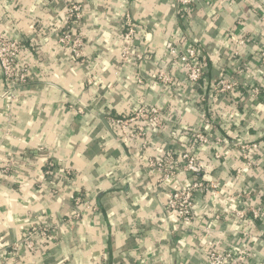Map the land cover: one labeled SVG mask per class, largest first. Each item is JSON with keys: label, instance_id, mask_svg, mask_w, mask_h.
I'll return each instance as SVG.
<instances>
[{"label": "crops", "instance_id": "crops-1", "mask_svg": "<svg viewBox=\"0 0 264 264\" xmlns=\"http://www.w3.org/2000/svg\"><path fill=\"white\" fill-rule=\"evenodd\" d=\"M67 1L0 0L1 28L24 43L21 59L31 68L29 81L19 87L8 131L2 119L6 89L0 71V168L8 157L14 160L6 176H0V247L7 246L10 264H206L201 250L206 241L192 227L178 225L166 210L165 190L173 182L160 185L145 169H134L130 155L99 114L106 121L109 112H125L140 102H166L150 76L164 61L163 42L175 35L200 46L206 67L200 91L210 118L205 131L235 143L264 142V74L254 57L256 49H264V0H200L183 17L176 0H75L83 8L84 65L71 60L55 40L66 25ZM126 12L136 32L134 51L142 58L121 67L114 42L126 31ZM241 37L249 44L240 56L244 69L238 77L257 85L259 95L250 97L248 89L241 88L218 98L211 85L231 73V49ZM87 74L95 77L92 85L86 83ZM137 77L143 85L134 83ZM193 108L190 105L192 111L175 123L182 128L196 125L200 117ZM154 138L157 149L172 140L169 132ZM209 150L201 156L210 158ZM219 150L222 158L212 163L204 178L216 181L223 195L218 201L209 193L195 195L200 219L213 222L221 246H236L243 240L251 250L252 264H264V219L246 215L241 220L222 212L220 218L213 217L231 208L263 210L264 166L245 168L239 175L236 169L242 161L236 148ZM228 193L235 199H227ZM72 196L94 207L80 219H71ZM35 221L59 223L60 228L42 257L22 248L14 253L11 245ZM244 232L251 238L244 239Z\"/></svg>", "mask_w": 264, "mask_h": 264}, {"label": "built area", "instance_id": "built-area-1", "mask_svg": "<svg viewBox=\"0 0 264 264\" xmlns=\"http://www.w3.org/2000/svg\"><path fill=\"white\" fill-rule=\"evenodd\" d=\"M199 1L176 0L179 16L183 17L186 11H191L193 5ZM64 14L66 25L56 34L57 46L67 56L69 55L71 60L84 65L87 45L86 35L82 33L83 8L81 3L75 0L67 1L64 5ZM123 20L127 27L126 31L117 36L114 42V46L119 49L121 67L133 59L142 58L134 51L136 32L130 13H123ZM175 37V35L171 36L163 42L164 61L157 65L150 76L152 86L158 87L166 95V102L162 105L140 102L125 112H109L106 117L107 124L117 143L123 146L126 155H130L134 169H145L157 184L173 182V185L165 190L166 210L174 217L178 225L192 227L195 233L206 241L205 246L201 248L206 264H252L251 250L247 242L240 239L238 245L227 248L218 243L214 236L213 222L200 219L195 195L198 192H205L209 193L215 201L221 199L223 188H220L216 181H207L204 178L211 172L212 163L222 158L219 149L236 148L234 152L242 161V166L236 169L237 174L240 175L246 172V169L264 166V142L260 139H252L235 143L234 139L228 137L212 138L205 131L210 118L207 117L209 108H203L205 100L203 91H200V81L206 72L200 46ZM248 44L246 37H241L234 42L231 49L234 56L231 73L222 74L211 85L213 93L218 98L241 92V88L248 89L250 97L259 95L257 85H247L238 77L244 69L239 63L240 56ZM24 46L22 41L4 33L0 25V71L6 89L5 95L1 98V105L6 131L12 127L14 109L20 99L19 87L27 84L31 72L30 66L21 59ZM254 57L264 74V49H256ZM175 72L180 74L179 77ZM263 74L258 73L257 76ZM94 81L95 77L90 74L86 75L88 85H92ZM134 83L141 86L144 82L137 77ZM69 103H73L71 99ZM190 105L194 107V112L199 114L200 118L196 125L182 128L178 125V121L175 123V119L181 120L183 119L182 114L187 110L192 111ZM81 108H78L80 113H82ZM160 132H169L172 140L170 143L165 142L161 148L157 149L154 136L159 135ZM174 141L178 143L174 144ZM205 149H210V155H212L208 159L201 156V152ZM13 162L12 157L6 159L3 163L4 167L0 168V176H6ZM137 171L139 170H135ZM179 178H190V181L180 182ZM226 196L227 199H235L233 194L228 193ZM71 199L74 205L71 219H80L83 212L94 207L88 202L85 203L79 196H72ZM81 204L84 206L80 208ZM219 213H224V215L232 213L235 218L241 220L246 215H250L255 220L264 219V209L254 207H248L245 210L226 209L215 212L213 217L220 218ZM68 221L69 219L63 222L66 225ZM58 228H60L59 223L47 225L35 221L33 225L27 227L19 241L11 245L12 251L17 253L22 248L34 257H42L43 249ZM242 237L251 238L246 232ZM6 247H0V264H10V254ZM42 264L51 263L43 261Z\"/></svg>", "mask_w": 264, "mask_h": 264}, {"label": "water", "instance_id": "water-1", "mask_svg": "<svg viewBox=\"0 0 264 264\" xmlns=\"http://www.w3.org/2000/svg\"><path fill=\"white\" fill-rule=\"evenodd\" d=\"M99 117L102 119V122L104 123V125H105V127L108 129V131H110L111 133H113L112 130L110 129L109 125L107 124V122H106L105 119L103 118V116L99 114ZM113 135H114V134H113ZM114 137H115V136H114Z\"/></svg>", "mask_w": 264, "mask_h": 264}, {"label": "trees", "instance_id": "trees-1", "mask_svg": "<svg viewBox=\"0 0 264 264\" xmlns=\"http://www.w3.org/2000/svg\"><path fill=\"white\" fill-rule=\"evenodd\" d=\"M118 170L117 166L113 169V172ZM111 173V171H109V174Z\"/></svg>", "mask_w": 264, "mask_h": 264}]
</instances>
